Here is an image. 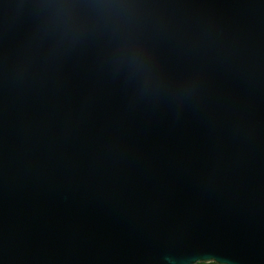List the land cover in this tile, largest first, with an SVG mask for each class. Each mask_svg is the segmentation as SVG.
<instances>
[{
    "label": "water",
    "instance_id": "obj_1",
    "mask_svg": "<svg viewBox=\"0 0 264 264\" xmlns=\"http://www.w3.org/2000/svg\"><path fill=\"white\" fill-rule=\"evenodd\" d=\"M264 264V0H0V264Z\"/></svg>",
    "mask_w": 264,
    "mask_h": 264
},
{
    "label": "snow or ice",
    "instance_id": "obj_2",
    "mask_svg": "<svg viewBox=\"0 0 264 264\" xmlns=\"http://www.w3.org/2000/svg\"><path fill=\"white\" fill-rule=\"evenodd\" d=\"M210 258H207V259H209V260H213V259H215V260H218L217 258H215V257H213V256H209Z\"/></svg>",
    "mask_w": 264,
    "mask_h": 264
},
{
    "label": "trees",
    "instance_id": "obj_3",
    "mask_svg": "<svg viewBox=\"0 0 264 264\" xmlns=\"http://www.w3.org/2000/svg\"><path fill=\"white\" fill-rule=\"evenodd\" d=\"M198 264H213V262H211V263H198ZM216 264V263H215Z\"/></svg>",
    "mask_w": 264,
    "mask_h": 264
},
{
    "label": "clouds",
    "instance_id": "obj_4",
    "mask_svg": "<svg viewBox=\"0 0 264 264\" xmlns=\"http://www.w3.org/2000/svg\"><path fill=\"white\" fill-rule=\"evenodd\" d=\"M213 264H215V260H213Z\"/></svg>",
    "mask_w": 264,
    "mask_h": 264
}]
</instances>
